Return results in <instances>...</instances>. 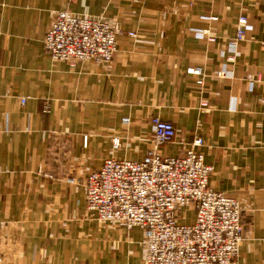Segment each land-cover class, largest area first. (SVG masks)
Returning a JSON list of instances; mask_svg holds the SVG:
<instances>
[{"label": "crops", "instance_id": "obj_1", "mask_svg": "<svg viewBox=\"0 0 264 264\" xmlns=\"http://www.w3.org/2000/svg\"><path fill=\"white\" fill-rule=\"evenodd\" d=\"M64 9L119 24L111 62L51 58L44 38ZM242 15L251 28L230 61ZM154 116L178 133L166 156L204 138L212 187L243 209L231 264H264V0H0V264H141L144 230L90 218L84 182L109 157L143 160Z\"/></svg>", "mask_w": 264, "mask_h": 264}, {"label": "built area", "instance_id": "obj_2", "mask_svg": "<svg viewBox=\"0 0 264 264\" xmlns=\"http://www.w3.org/2000/svg\"><path fill=\"white\" fill-rule=\"evenodd\" d=\"M215 18L202 15L204 20ZM250 28L248 17L240 16L236 36L229 42L230 61L235 60L237 46ZM120 32L119 24L104 16L64 9L55 12L44 44L56 61L108 63L116 55ZM194 32L200 39L216 41L210 30ZM129 34L136 36L135 32ZM186 72L196 76L199 85L204 83L203 67L190 66ZM229 72L225 64L217 75L227 77ZM201 105L205 108L209 102ZM123 122L129 123L130 118ZM152 124L154 146L143 160L109 157L87 175L84 186L90 218L126 229L142 228L145 256L141 264H231L246 239L240 201L212 187L214 167L199 150L205 143L203 137L195 136L180 154L166 156L160 148L176 140V127L159 116L152 118ZM88 139L85 134L84 146ZM113 146H121L118 136L113 138ZM189 211L195 213L193 222H186Z\"/></svg>", "mask_w": 264, "mask_h": 264}]
</instances>
